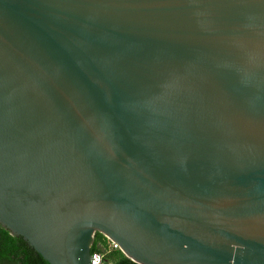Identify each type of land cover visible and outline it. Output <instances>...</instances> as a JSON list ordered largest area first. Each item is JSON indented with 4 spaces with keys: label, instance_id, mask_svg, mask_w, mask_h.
<instances>
[{
    "label": "water",
    "instance_id": "water-1",
    "mask_svg": "<svg viewBox=\"0 0 264 264\" xmlns=\"http://www.w3.org/2000/svg\"><path fill=\"white\" fill-rule=\"evenodd\" d=\"M0 225L49 264H264V0H0Z\"/></svg>",
    "mask_w": 264,
    "mask_h": 264
},
{
    "label": "trees",
    "instance_id": "trees-1",
    "mask_svg": "<svg viewBox=\"0 0 264 264\" xmlns=\"http://www.w3.org/2000/svg\"><path fill=\"white\" fill-rule=\"evenodd\" d=\"M104 237L95 232L91 252L104 250ZM114 264H138L115 249L109 253ZM0 264H49L22 237L15 236L0 225Z\"/></svg>",
    "mask_w": 264,
    "mask_h": 264
},
{
    "label": "built area",
    "instance_id": "built-area-1",
    "mask_svg": "<svg viewBox=\"0 0 264 264\" xmlns=\"http://www.w3.org/2000/svg\"><path fill=\"white\" fill-rule=\"evenodd\" d=\"M104 250L91 252L89 264H114L109 253L115 249L120 250L119 245L107 236H104Z\"/></svg>",
    "mask_w": 264,
    "mask_h": 264
}]
</instances>
